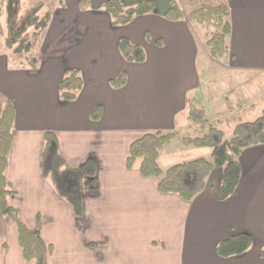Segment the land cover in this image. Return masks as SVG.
Listing matches in <instances>:
<instances>
[{
	"label": "crops",
	"instance_id": "obj_1",
	"mask_svg": "<svg viewBox=\"0 0 264 264\" xmlns=\"http://www.w3.org/2000/svg\"><path fill=\"white\" fill-rule=\"evenodd\" d=\"M87 1L85 9L80 0H65V7L57 3L50 11L37 45V70L12 64L16 56L0 52V103L10 100L16 111L6 170L10 203L49 247L47 264H264V145L242 151L241 180L226 201L219 198L222 169L215 168L204 192L187 203L161 194L159 181L144 178L138 166L127 168L132 144L145 135L178 133L181 145L180 137L188 132L189 137L202 136L189 120L194 106L227 139L237 123L261 116L263 96L238 98L235 83L263 80L264 0H194L195 8L186 10L173 0L186 17L197 1L229 7V52L219 60L210 55L206 26L165 18L172 0H121L126 7L155 3L152 14L126 27H114L101 8L109 0ZM122 38L144 48V63L124 60L118 49ZM208 61L225 71L219 97L211 92L215 86ZM70 70L79 72L84 85L67 102L59 86ZM123 73L126 85L114 88L111 82ZM97 109L101 117L94 120ZM47 131L55 133L70 168L95 162V177L82 182V218L42 178ZM171 146L161 151L162 169L163 154ZM198 149L207 150L201 151L202 158L213 160L211 149ZM239 234L252 237L251 249L240 256H219L218 246ZM0 264H36L24 259L18 228L1 212Z\"/></svg>",
	"mask_w": 264,
	"mask_h": 264
},
{
	"label": "trees",
	"instance_id": "obj_2",
	"mask_svg": "<svg viewBox=\"0 0 264 264\" xmlns=\"http://www.w3.org/2000/svg\"><path fill=\"white\" fill-rule=\"evenodd\" d=\"M60 7H65V0H57ZM80 6L85 9L87 0H80ZM171 7L165 14L169 21H182L187 19L205 25L211 29V38L207 42L212 58L219 60L228 55L227 39L231 32L230 9L221 4L212 6L197 1V8L188 17L182 10L170 2ZM101 8L111 17L114 27H126L136 18L152 14L155 11L153 1H144L135 6L126 7L121 0H109ZM11 9V8H10ZM43 9L42 3L37 4L26 12L22 20L30 15L37 16ZM51 15L47 14L46 21L25 26L22 33L31 26L40 32L48 28ZM40 34L35 33L32 40L26 38L21 41L8 39L6 47L15 55L30 54L37 49ZM158 46H162L160 41ZM118 49L125 61L142 64L147 56L143 47L132 44L128 39L122 38ZM26 57L28 67L37 70L41 61L40 53ZM127 76L121 74L111 84L120 89L126 85ZM83 80L78 71L70 70L65 73L59 86V92L64 101L71 102L83 88ZM101 110L97 109L92 118L99 120ZM16 111L9 100L0 103V212L9 218L18 228V240L24 259L36 264H47L49 247L38 234L30 230L22 221L19 211L15 209L10 198L13 194L10 183L6 177L8 154L12 145V131L15 125ZM189 120L194 127L203 131L200 137L182 136L181 141L185 147L208 148L212 150L213 160L205 158L173 165L163 170L159 164L162 149L169 145L178 133H157L145 135L135 141L130 149L127 159V168L133 170L138 166L144 178L157 179L161 194L176 195L181 200L191 203L206 189L208 179L215 168L222 169V181L219 198L226 201L236 191L242 175L239 156L247 148L264 145V110L261 116L253 122H239L235 125L231 138L227 139L224 131L218 124L207 118L205 112L199 107H192ZM41 174L44 180H49L58 196L65 200L77 218L84 216V198L82 182L85 178L93 179L96 175V165L88 160L81 168H70L60 154L58 140L52 131L45 132L44 149L41 156ZM253 246L250 235L239 234L222 242L217 249L218 255L223 258L240 256L248 252ZM264 258V250L261 253Z\"/></svg>",
	"mask_w": 264,
	"mask_h": 264
},
{
	"label": "rangeland",
	"instance_id": "obj_3",
	"mask_svg": "<svg viewBox=\"0 0 264 264\" xmlns=\"http://www.w3.org/2000/svg\"><path fill=\"white\" fill-rule=\"evenodd\" d=\"M176 1L184 10L190 7L195 8V4L193 5L194 0H176ZM39 3H42L43 5V9L41 10V12H39L37 16L30 15L29 17L26 18V20L25 19L22 20L24 15H26V12L31 8L35 7ZM57 3H58L57 0H0V50H1L0 52H5L10 56L11 55L16 56L10 59L12 64L18 63L28 67L26 57H28V55L30 56L33 54L36 55L39 52V49L37 47L38 50L37 49L33 50L30 54L27 55L22 54L21 56H18L15 55L12 50L7 49L6 47L7 40L11 39V40L21 41L26 38L32 40L33 35L35 33H39L40 39L38 43L40 44L42 40L41 35H43L44 31L47 28L44 31L40 32V30L36 29L35 26L33 27L31 26L30 28H28V30H26V32L22 33V31L24 30L25 26L33 25V23H42L43 21H46L47 14L51 15V12L57 6ZM206 34H207V40L210 39L211 38L210 28H207ZM200 40L202 41V36ZM207 63L208 64L206 68L212 71V75H211L212 84L215 86L214 89L210 88L211 92L214 93V95H217V97H219L223 89L222 81L225 79L224 78L225 71L216 62L214 63L208 61ZM235 88L237 90V94L239 95L237 96L238 98H243L247 96L251 97L254 95L256 97H260L262 95L264 98V76H263V80L260 81H249L247 79H243L237 82V84L235 83ZM261 103L262 104L260 105L264 106V102ZM183 134L184 133H182V135ZM227 134L228 135L230 134L229 130L227 131ZM177 136L178 135H176V137ZM186 136H193V135H191V133L188 132ZM171 143L172 146L169 148L167 147L163 154V156L165 155V157L163 158L161 164L163 166V169L165 170L173 165L182 164L185 162H190L192 160L202 158L205 155L201 151H207L195 147H192V149H184V151H182L180 149H182L184 145L180 144L179 137L173 139Z\"/></svg>",
	"mask_w": 264,
	"mask_h": 264
}]
</instances>
